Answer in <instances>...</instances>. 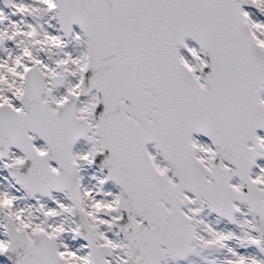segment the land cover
<instances>
[{"label":"snow or ice","instance_id":"6c2138e0","mask_svg":"<svg viewBox=\"0 0 264 264\" xmlns=\"http://www.w3.org/2000/svg\"><path fill=\"white\" fill-rule=\"evenodd\" d=\"M0 264H264V0H0Z\"/></svg>","mask_w":264,"mask_h":264}]
</instances>
